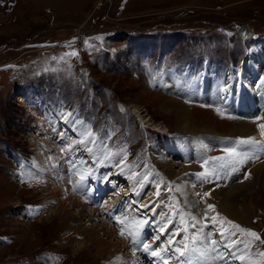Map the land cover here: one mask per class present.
<instances>
[{"label":"rangeland","instance_id":"rangeland-1","mask_svg":"<svg viewBox=\"0 0 264 264\" xmlns=\"http://www.w3.org/2000/svg\"><path fill=\"white\" fill-rule=\"evenodd\" d=\"M155 24L170 28L148 30ZM262 40L264 0H0V264H198L200 252L180 257L174 251L194 235L198 239L190 246L208 262L264 264V143L252 145L260 150L251 148L260 155L252 164L234 166L226 162L228 153L219 156L226 159L218 160L205 191L204 180L197 190L190 181L189 170L199 167L190 160L184 171L189 162L171 151L180 148L170 140L175 134L190 142L185 136L193 135L206 150L208 135L245 138L231 136L244 123L257 129L255 138L262 142L258 121L223 117L212 107L179 100L167 68L202 67L209 58L224 69L252 50L255 61L243 63L242 80L256 81L251 62L264 74V44L257 46ZM201 85L211 83L204 79ZM179 108L196 119V132L187 121L178 126ZM47 111L66 129L59 133L61 123L48 130ZM156 155L172 162L173 176L156 166ZM15 158L32 173L20 169L19 180ZM258 163L261 170L254 172ZM88 178H98L91 195L77 193ZM93 185L103 189L101 205ZM185 195L197 212L184 203ZM237 201L250 209L231 217L228 209ZM61 207L64 221L55 212ZM117 216L126 224L124 238ZM134 220H147L136 241L128 235ZM103 224L100 236L89 234ZM233 241L241 243L229 247ZM120 242L123 253L117 251ZM153 250L161 256L151 255Z\"/></svg>","mask_w":264,"mask_h":264},{"label":"snow or ice","instance_id":"snow-or-ice-1","mask_svg":"<svg viewBox=\"0 0 264 264\" xmlns=\"http://www.w3.org/2000/svg\"><path fill=\"white\" fill-rule=\"evenodd\" d=\"M76 53H72V55H74ZM217 111L219 112L220 109H217ZM258 119H260L258 117ZM258 127H260L262 134H264V124L259 125ZM86 135L88 137H92L94 135V133L89 130ZM261 141L256 140L255 137H247V138H239L236 141L237 146H242V145H256V144H261ZM225 151L229 154V156L226 158L224 157H213L210 158L212 160H225L228 164L231 165H240L245 163L248 159H251L252 157L249 156V154L247 152L244 151H237L236 148H229V149H225ZM258 158V157H257ZM204 164L207 165L208 164V159H205ZM235 170V168L233 169ZM197 176L204 178V179H208L211 176L216 175V170L213 168L211 171L208 168H205L204 172L201 173H197ZM85 179L84 175H81L80 177V181H83ZM79 183V182H78ZM156 195H159V192L156 193ZM205 196L210 195V193H205ZM143 207H146V205H143ZM209 209H214V205H208ZM217 215H219L217 213ZM207 218V217H206ZM115 219L120 222V223H124V221L121 219V217L117 216L115 217ZM192 220H196L195 217H191ZM213 222H215V217L212 218ZM180 221L181 223H185V219H184V214H180ZM171 222V221H170ZM229 224H232V227L237 229L239 232L242 233H247L248 235L255 237L257 240L260 239L259 234L256 233L255 231H252L250 229H244L242 228L240 225L234 224L231 221H228ZM147 224V220H134L132 222L131 225H129V231H128V235H130L132 237V239L134 241H136L140 235V230L143 228V226ZM195 225H193L194 227ZM161 231H164V228L160 229ZM183 231H187V228L183 229ZM121 235L125 234V229L122 227L121 228ZM234 235V233H233ZM159 237H157L158 239ZM198 239L197 236H191V237H185L184 241H181L180 244L182 245L181 247H176L174 249L175 253L179 254L180 257H185V256H190L191 254L195 253V252H200V255L203 256L205 255L204 252L200 251V249L194 247V246H190V243L195 242ZM169 243H175V241L169 240ZM213 244H215V241L212 242ZM241 243V241H233L232 244L229 245V247H233L236 244ZM251 243V241H248L245 243V247H247V245ZM261 243H264V241H261ZM143 248L145 251H149L151 249V245L148 243H144L143 244ZM151 255L155 256V257H160L161 256V252L160 251H151ZM261 256H264V253H260ZM240 259H244V257H239ZM165 264H167V261H165Z\"/></svg>","mask_w":264,"mask_h":264},{"label":"bare ground","instance_id":"bare-ground-1","mask_svg":"<svg viewBox=\"0 0 264 264\" xmlns=\"http://www.w3.org/2000/svg\"><path fill=\"white\" fill-rule=\"evenodd\" d=\"M255 56V55H254ZM245 61H246V59L244 60V62L243 63H245ZM260 62H262V60L260 59ZM251 65H252V68L250 69V72L252 73V75H253V78H256V76H257V72H258V70H257V68L253 65V62H251ZM242 66H243V64H242ZM241 69L243 70L242 71V73H241V78L242 79H245V68H244V66L243 67H241ZM259 76H260V72H259ZM250 79V81H249V83H254V82H256L259 78H258V76H257V78H256V81H254L253 79H252V77H250L249 78ZM208 93H207V90L206 91H204V93H203V96H201L200 97V99H203V97L205 96V95H207ZM182 107V109L183 108H186V106H181ZM181 108H179V109H177L178 111H177V113H178V118H179V123H178V126L181 124V122H182V125L184 124V122H188L189 124H192V129H193V131H195L196 132V130H197V128H196V124H197V121H196V119L192 116V114H190V112L189 111H186V112H184V113H180V110H182ZM187 110V109H186ZM171 111V110H170ZM183 111H185L184 109H183ZM264 112V111H263ZM239 120V119H238ZM241 122V121H240ZM187 125V124H186ZM184 128H185V126H183ZM198 127V126H197ZM205 129V128H204ZM179 131H182V133H185L186 131H189L188 129H182L181 127H180V129H178ZM213 130H214V128L212 129V133H213ZM202 131H204V130H202ZM232 131V133H231V136H236L237 134H240V135H242V136H244L245 138H247V137H256V132H257V129H253V128H250L249 126H247V125H245L244 123H240V124H237L236 125V127L233 129V130H231ZM194 132V133H195ZM259 135V134H258ZM177 149L178 148H173V149H171V151H173V153L175 154V155H179V153L181 152V150H179V152L178 153H176L177 152ZM253 151V150H252ZM262 153V152H261ZM257 154H258V152H257ZM179 156H181V157H183V154H182V152L180 153V155ZM156 158L154 159V160H156V163H158V164H156V166L157 167H160V166H163V167H165L164 168V170L166 169V171H167V175L168 176H173L174 174V167H173V164H172V162L171 161H169V160H167V158L165 157V156H161V155H156L155 156ZM260 163H258L257 165H256V170L254 171V172H256V171H260L261 170V165H259ZM188 165V164H187ZM185 163H184V171H186L187 169L189 170V166H190V164L187 166ZM162 167V168H163ZM182 169V170H183ZM179 173V172H178ZM185 173V172H184ZM177 177V176H176ZM174 179H177V178H174ZM175 184V183H174ZM181 184V183H180ZM179 184V185H180ZM182 184H184V183H182ZM245 184H247V183H245ZM244 184V185H245ZM182 187V186H181ZM191 188V187H190ZM192 192V191H191ZM195 192V191H194ZM195 195V194H194ZM186 196V198H183L182 197V200L184 201V203H188V204H190L191 206H189V208H190V210L193 212V213H195V212H197V205L196 204H192V202H189L190 201V199H189V197L187 196V195H185ZM187 197H188V199H187ZM193 199V198H192ZM239 202H241V201H239ZM238 201H237V203H236V205H235V207H232L231 206V210L230 209H228V211L229 212H227V213H230L231 214V217L232 216H234V217H238V215L239 214H244V211L245 212H248V210L250 209L247 205H246V207L245 208H242V205L239 207V205H238V203H239ZM149 202L148 201H146L145 200V203L143 204V205H147ZM248 203V202H247ZM76 204V203H75ZM84 204V203H83ZM249 204V203H248ZM143 205H141V207L143 206ZM230 205V204H229ZM232 205V204H231ZM225 206V205H224ZM87 207V206H86ZM140 207V208H141ZM226 208V207H225ZM83 209V208H82ZM150 210V209H149ZM84 211V210H83ZM86 211V210H85ZM252 211V210H251ZM55 212H57V213H59V215H60V220H62V221H64V216L63 215H65L66 214V211H65V209H64V207H61L59 210H56ZM250 212V211H249ZM52 213V212H51ZM57 213H56V215H57ZM55 214V213H54ZM92 214V213H91ZM57 217V216H56ZM59 217V216H58ZM79 217H80V219H82V217H81V215H79ZM247 217V216H246ZM66 219V218H65ZM249 220V219H248ZM74 222V221H73ZM95 226V225H94ZM104 228H107V226L105 227L104 226V224L103 225H98V227H92L91 228V230L89 231V234H92V235H94L95 237L96 236H100V233H102V232H104ZM108 235L109 236H114L115 235V233H114V231H112V230H109V233H108ZM108 236V237H109ZM110 239H111V237H110ZM113 240V239H112ZM124 244V243H123ZM119 246L121 247H119L118 249H117V251L119 252H121V253H123L124 252V245H122V242H120V244H119ZM85 248L87 247L88 248V246H84ZM83 247V249H85ZM107 248H110V247H107ZM104 249L105 248H100L99 249V251L101 250V252H98V253H102V251H104ZM116 251V252H117ZM125 254V253H124ZM129 256V255H128Z\"/></svg>","mask_w":264,"mask_h":264}]
</instances>
